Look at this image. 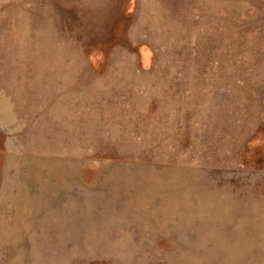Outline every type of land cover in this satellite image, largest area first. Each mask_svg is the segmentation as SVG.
<instances>
[{"label":"rangeland","instance_id":"1","mask_svg":"<svg viewBox=\"0 0 264 264\" xmlns=\"http://www.w3.org/2000/svg\"><path fill=\"white\" fill-rule=\"evenodd\" d=\"M0 264H264V0H0Z\"/></svg>","mask_w":264,"mask_h":264}]
</instances>
